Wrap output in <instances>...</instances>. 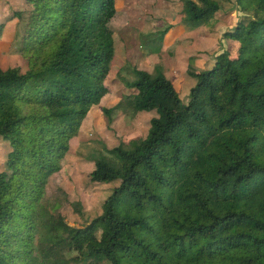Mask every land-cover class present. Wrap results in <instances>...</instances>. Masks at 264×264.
Returning <instances> with one entry per match:
<instances>
[{
  "label": "trees",
  "instance_id": "trees-1",
  "mask_svg": "<svg viewBox=\"0 0 264 264\" xmlns=\"http://www.w3.org/2000/svg\"><path fill=\"white\" fill-rule=\"evenodd\" d=\"M24 1L12 16L26 68L0 67V138L11 147L0 264H264V0H236L244 14L222 34L236 52L188 69L186 102L160 66L131 68L132 92L104 113L156 114L144 138L94 161L90 181L113 186L79 226L48 206L46 186L109 91L116 0ZM220 9L183 0L177 18L207 24Z\"/></svg>",
  "mask_w": 264,
  "mask_h": 264
},
{
  "label": "rangeland",
  "instance_id": "rangeland-1",
  "mask_svg": "<svg viewBox=\"0 0 264 264\" xmlns=\"http://www.w3.org/2000/svg\"><path fill=\"white\" fill-rule=\"evenodd\" d=\"M218 1L221 9L210 23L191 25L177 18L183 0H116L117 10L110 22L115 51L105 80L109 91L82 120L77 135L70 140L62 168L49 178L46 186L48 206L55 203V211L70 225H84L97 215L113 186L90 181L94 161L101 156H111L109 149L118 144L127 146L133 140L144 138L149 121L156 114L154 111L131 114L119 110L108 120L104 113V108H112L132 92L127 85L134 79L131 68L154 74L160 66L172 80L180 100L186 102L196 83V79L187 75V70L203 71L212 66L215 55L223 50L236 52V42L224 40L222 34L244 13L236 0ZM25 9L24 0H0L2 69L26 68L18 52L23 22L12 16L15 11ZM167 27L170 28L162 37L161 32ZM10 149L9 142L0 138V171L5 168Z\"/></svg>",
  "mask_w": 264,
  "mask_h": 264
}]
</instances>
